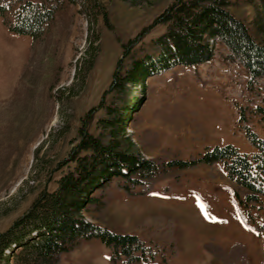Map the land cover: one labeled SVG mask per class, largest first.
<instances>
[{
	"label": "rangeland",
	"instance_id": "1",
	"mask_svg": "<svg viewBox=\"0 0 264 264\" xmlns=\"http://www.w3.org/2000/svg\"><path fill=\"white\" fill-rule=\"evenodd\" d=\"M101 1L109 24L101 15L92 21L77 0L58 12L42 42L9 30L0 16V232L41 190L55 187L67 169L60 163L76 144L85 115L109 87L123 44L139 36L138 43L148 45L164 30L154 21L172 0ZM235 1L230 9L264 39L254 24L264 16V2ZM230 54L220 41L211 61L145 79L128 129L145 155L189 159L207 145L225 143L244 152L256 150L246 126L264 138V112L258 110L264 108V79L248 89L245 67ZM93 55L94 64L86 70ZM56 62L62 64L61 75L49 93ZM102 113L97 107L96 118ZM252 212L255 223L220 163H200L183 170L180 180L160 179L147 195H128L112 186L104 223L144 242L145 252L136 251L140 257L131 264H223L206 250L207 242L225 250L241 242L248 264H264V208ZM113 255L102 239L92 238L65 252L59 264H129L127 255L115 260Z\"/></svg>",
	"mask_w": 264,
	"mask_h": 264
},
{
	"label": "trees",
	"instance_id": "2",
	"mask_svg": "<svg viewBox=\"0 0 264 264\" xmlns=\"http://www.w3.org/2000/svg\"><path fill=\"white\" fill-rule=\"evenodd\" d=\"M76 1L0 0V16L9 30L42 42L58 12ZM79 2L92 21L101 15L109 24L108 10L101 0ZM236 3L172 0L154 21L163 24L164 30L148 45L139 44V36L123 44V55L97 105L103 113L96 118L97 107L87 112L76 144L60 163L67 169L56 179L55 187L41 190L31 205L0 232V264H59L65 252L92 238L110 246L114 260L125 254L131 264L140 257L136 251L145 252L146 246L137 235L116 233L105 225L112 186L128 195H147L160 179L180 180L183 170L200 163H220L224 167L248 220L255 223L252 208H264V138L255 130L246 126L247 136L256 147L252 152H244L233 143L215 144L189 159L145 155L128 132L131 112L143 99L139 87L145 79L179 65L198 66L211 61L218 39L231 50L230 57L245 67L248 89L264 79V39H258L230 9ZM254 24L264 34V16H258ZM94 60L93 55L86 70L92 68ZM61 69V62L53 65L49 93L58 83ZM258 110L264 112L262 107ZM244 117L242 111L240 120ZM167 221L172 229L173 220ZM170 234L173 236L172 231ZM173 248L176 254L175 243ZM205 248L223 264H248V250L241 242L232 244L229 250L213 242H207Z\"/></svg>",
	"mask_w": 264,
	"mask_h": 264
},
{
	"label": "snow or ice",
	"instance_id": "3",
	"mask_svg": "<svg viewBox=\"0 0 264 264\" xmlns=\"http://www.w3.org/2000/svg\"><path fill=\"white\" fill-rule=\"evenodd\" d=\"M201 207L203 208V207H204V205H203V204H201ZM205 215H206V218H208V214H207V213H205Z\"/></svg>",
	"mask_w": 264,
	"mask_h": 264
}]
</instances>
